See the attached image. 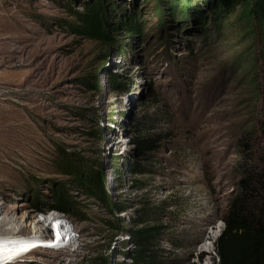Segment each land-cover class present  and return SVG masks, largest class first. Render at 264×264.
<instances>
[{
    "label": "rangeland",
    "instance_id": "obj_1",
    "mask_svg": "<svg viewBox=\"0 0 264 264\" xmlns=\"http://www.w3.org/2000/svg\"><path fill=\"white\" fill-rule=\"evenodd\" d=\"M95 1L0 0V223L8 214L20 221L14 235L29 238L47 228L40 231L52 241L48 228L57 217L67 231L58 249H35L12 264L128 262L119 253L131 249L130 238L115 234L105 224L112 220L106 209L71 184L76 216L44 211L50 188L70 182L57 149L93 168L100 161L124 228H131L139 201L175 213L178 223L166 235L181 249L164 242L163 260L217 264L220 219L237 193L244 152L264 150L259 21L237 6L215 29L211 16L198 25L186 4L170 18L160 0H100L109 25L135 16L140 27L131 36L113 33L109 47L70 28L72 13ZM111 75L119 86L110 87ZM94 79L99 93L89 87ZM94 121L102 141L87 134ZM143 122L161 138L152 174L129 168L146 163L136 160L134 144Z\"/></svg>",
    "mask_w": 264,
    "mask_h": 264
},
{
    "label": "trees",
    "instance_id": "obj_2",
    "mask_svg": "<svg viewBox=\"0 0 264 264\" xmlns=\"http://www.w3.org/2000/svg\"><path fill=\"white\" fill-rule=\"evenodd\" d=\"M160 3L170 18L178 15L179 5L186 4L188 9L185 13H190L198 25L204 27L206 17L211 16L215 29L223 28L224 22L233 14L235 7H248L252 12L250 17L259 21V30L264 37V0H160ZM71 16L76 25L70 28L76 34L109 47L114 43L113 33L121 31L124 36H131L140 30V27L136 26L135 16L117 20L114 26L109 25L107 9L100 0L83 6L80 12L74 11ZM117 80L111 75L110 87L119 86ZM89 87L97 93L100 92L96 79ZM120 92H128V89L122 88ZM94 122L95 129L87 134L95 141H102V127L97 121ZM146 124L148 123L143 122L137 126L140 134L134 143L138 148L136 160L146 163L136 162L129 165L132 172L137 174L154 172L150 166L156 159L151 154L161 142L160 135L149 132L152 127ZM250 149L247 147L244 152L245 161L240 167L237 193L229 203L225 216L220 219L224 230L214 244L217 264H264V150L248 153ZM57 153L64 170L63 174L70 182H60L50 188L49 195L43 203L44 211L56 212L71 218L76 216V204L68 188L71 184L84 198L94 199L106 209L112 220L105 221V224L115 234L123 233L130 238L131 249H124L119 253L128 260L126 264H179L175 260H163L160 254L162 253L160 246L164 242L175 251L181 249L179 243L166 235L171 224L178 223L174 212L166 211L163 205L151 207L146 201H139L138 205H135L139 206L135 216L130 221L131 228H124L120 225V218L114 215V210L111 209L100 161L92 163L97 166L93 168L83 162L82 158L68 154L64 150L57 149ZM36 202L40 205L38 200ZM171 204L179 207L175 202ZM116 208L122 211V203ZM102 262L106 264L104 260Z\"/></svg>",
    "mask_w": 264,
    "mask_h": 264
},
{
    "label": "bare ground",
    "instance_id": "obj_3",
    "mask_svg": "<svg viewBox=\"0 0 264 264\" xmlns=\"http://www.w3.org/2000/svg\"><path fill=\"white\" fill-rule=\"evenodd\" d=\"M20 223V221L10 215H6L5 214V218H3L2 223H0V232L4 229L8 227V230H6L5 232L7 234H0V261L3 260L4 258H7L5 256H8L9 258L11 256L17 255L19 253H21L22 251L26 250L27 248L31 247L32 245L35 244H43V234L41 233V231L39 230L38 232H36L35 234L31 235L29 238H19L18 236L14 235L12 232L14 230V228ZM54 223V224H53ZM52 230H50V233L53 234V232L56 234V236L59 235V233H64V236L67 235L66 234V226L63 223V221L59 220L57 217L52 219ZM61 230V232H60ZM49 231V230H48ZM52 236V235H51ZM64 236L62 237V240L64 238ZM8 239L11 242V245L7 246V242H5V238ZM58 238V237H57ZM202 255V254H201ZM23 256H25V254H21L19 256L18 259L22 258ZM3 257V258H2ZM2 258V259H1ZM14 257H11V261L10 263H15V259ZM9 263V262H8ZM9 263V264H10Z\"/></svg>",
    "mask_w": 264,
    "mask_h": 264
}]
</instances>
